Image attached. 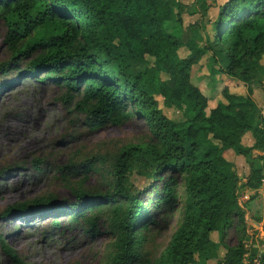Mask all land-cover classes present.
Here are the masks:
<instances>
[{
  "label": "trees",
  "instance_id": "1",
  "mask_svg": "<svg viewBox=\"0 0 264 264\" xmlns=\"http://www.w3.org/2000/svg\"><path fill=\"white\" fill-rule=\"evenodd\" d=\"M198 1L202 20L186 27L184 39L168 30L175 8L186 7L178 0H0V21L7 27L5 40L13 60L25 62L24 67L20 62L5 64L4 71L13 68L20 77L52 80L67 88L69 100L80 95V109L93 129L138 115L151 133L149 141L124 146L114 156L105 192L90 195L71 186L79 198L72 205H56L48 197L10 206L4 216L40 208L41 213H67L75 225L90 211L94 215L85 218V232L94 233L99 214L107 209L106 227L113 242L102 264H206L218 258L213 231H219L227 249L217 264H264L258 245L264 249V238L250 242L247 210L239 201L240 178L224 155L233 149L249 157L247 185L259 188L264 155H252L254 150L264 152V115L258 114L252 84L264 79V0H227L214 24V38L203 48L197 43V28L210 5ZM177 15L183 24L180 12ZM182 47L189 50L186 57L178 53ZM207 52L219 71L248 86L246 95L224 86L223 100L209 112L208 96L191 81L193 66ZM147 57L152 66L140 72L122 68L133 58ZM156 95L173 105L185 103L191 114L182 121L169 118ZM249 131L253 146L242 143ZM254 160L258 167L252 166ZM104 163L102 157L82 167L88 174ZM135 171L154 183L151 190H143L151 194L147 203L140 197L143 191L130 182ZM179 205L180 224L161 256L151 261L143 252L144 234L154 216ZM232 231L237 241L230 245ZM4 249L15 264H26L16 250L5 244Z\"/></svg>",
  "mask_w": 264,
  "mask_h": 264
},
{
  "label": "rangeland",
  "instance_id": "2",
  "mask_svg": "<svg viewBox=\"0 0 264 264\" xmlns=\"http://www.w3.org/2000/svg\"><path fill=\"white\" fill-rule=\"evenodd\" d=\"M178 1L186 7L183 10L175 8L176 16L169 23L168 30L186 39V27L202 20L199 9L201 1ZM202 1L210 8L197 28V43L201 48L214 38V24L220 7L227 0ZM179 12L183 24L176 21ZM6 34L7 27L0 21V264H15L5 251L4 244L16 250L26 264H102L113 242L106 227L107 209L99 214L97 231L94 233L85 232V228H89L85 218L94 215L90 211L85 212L86 217L80 216L75 225L67 213H41L40 208H33L30 212L15 211L5 216L3 213L10 206L33 204L48 197L54 198L56 205H72L79 198L71 186L81 188L90 195L105 192L109 189L110 162L114 156L124 146L149 141L150 130L138 115L121 124L108 123L93 129L88 125L87 113L80 109V95H74L69 100L67 88L52 80L20 77L18 71L11 72L13 68L4 71L5 64L20 62L23 67L25 64L24 61L13 60L12 51L5 40ZM178 53L180 57H186L189 50L182 47ZM147 66H152V59L147 57L143 61L133 58L122 68L137 73ZM40 76H44V73ZM161 78L166 79V75L162 74ZM232 79L219 71L210 52L193 66L191 72L192 83L202 89L212 104L223 100L221 91ZM8 81L13 83L5 87L4 83ZM263 82L258 85V103L262 100ZM156 98L163 113L173 120L182 121L191 114V109L185 103L173 105L161 95H156ZM257 107L258 114L264 115L263 107ZM131 110L129 106L127 111ZM102 157L106 163L98 165V172L84 173L82 166L85 162L91 160L99 163ZM225 157L230 159L229 155ZM38 167H42V170H38ZM130 182L137 191L151 190L154 184L136 171L131 175ZM180 192H183V187ZM150 195L143 191L140 197L147 203ZM259 202L261 206L264 205L261 199ZM181 206L154 216L155 222L145 232L143 252L151 261L161 256L180 224ZM56 220L58 224H55ZM256 227L255 223L249 229L250 242L259 243L264 236H259L261 230ZM236 241L235 231H232L229 244L233 245ZM258 245L264 251L263 245ZM226 251L222 245L218 258L206 261V264H217Z\"/></svg>",
  "mask_w": 264,
  "mask_h": 264
},
{
  "label": "crops",
  "instance_id": "3",
  "mask_svg": "<svg viewBox=\"0 0 264 264\" xmlns=\"http://www.w3.org/2000/svg\"><path fill=\"white\" fill-rule=\"evenodd\" d=\"M232 81H234V82L232 83ZM232 81L230 82L231 84L226 83V85H225V86H228V88L230 89L231 92L243 94V95H246L248 93V86L247 85H245L241 82H238L235 79H232ZM258 85H260V84H258V82L252 84V88H253L252 98L255 101V103L257 104V106H259L260 108L263 107V113H264V91H263V95H262V100H261V102L258 103V101H257V96L259 94V88H258L259 86ZM217 104H212L209 101V111L211 108L215 107ZM242 143L245 146H253L254 145L255 138H254L252 132L249 131L242 137ZM260 153L261 152L254 150L252 158L256 157L257 155H260ZM224 155L225 156L229 155V158H230L229 160L235 164L236 172L240 178L239 201H240V204L247 210V223H248L249 229L251 226H253V224L256 223L257 224L256 229L261 230V231H259V236L262 237V236H264V229H263V227H264V213H263L264 205L261 206L259 200L261 199L262 201H264V195L261 193H256L254 196L253 192L257 188L253 189L247 185L248 180H249V175L251 172L250 158L246 157L244 155L237 154L235 151L232 152V149L226 150L224 152ZM252 162H253L252 166L258 167V164L255 162V160ZM244 195L250 196V199H248V200L243 199ZM257 217L262 218V221L260 223L255 221V218H257ZM259 225H261V226H259ZM249 233H250V231H249ZM210 236H211L212 240L218 244V251L220 253V248L222 246V244L220 243L221 234L219 233V231H213V232H211ZM225 253H224V255H225ZM224 255H223L222 259L224 258ZM222 259H220V260H222Z\"/></svg>",
  "mask_w": 264,
  "mask_h": 264
},
{
  "label": "built area",
  "instance_id": "4",
  "mask_svg": "<svg viewBox=\"0 0 264 264\" xmlns=\"http://www.w3.org/2000/svg\"><path fill=\"white\" fill-rule=\"evenodd\" d=\"M260 154L264 155V152H262V153H260ZM256 193H261V194L264 195V159H263V161H262L261 183H260L259 188H257V189L253 192V195L255 196ZM243 199L248 200V199H250V196H248V195H244V196H243ZM243 199H242V200H243ZM263 213H264V211H263Z\"/></svg>",
  "mask_w": 264,
  "mask_h": 264
}]
</instances>
